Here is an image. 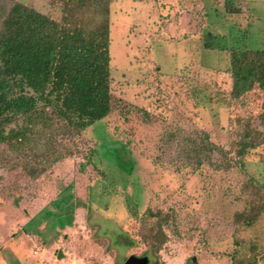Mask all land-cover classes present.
<instances>
[{"label":"rangeland","instance_id":"obj_1","mask_svg":"<svg viewBox=\"0 0 264 264\" xmlns=\"http://www.w3.org/2000/svg\"><path fill=\"white\" fill-rule=\"evenodd\" d=\"M16 1L57 13L0 0V22ZM110 22L111 114L37 179L0 147V264H264V211L237 232L233 216L264 184V142L235 155L247 126L261 140L264 91L230 107L228 73L231 50L264 49V0H113Z\"/></svg>","mask_w":264,"mask_h":264},{"label":"trees","instance_id":"obj_2","mask_svg":"<svg viewBox=\"0 0 264 264\" xmlns=\"http://www.w3.org/2000/svg\"><path fill=\"white\" fill-rule=\"evenodd\" d=\"M112 1L57 0L55 16L16 1L2 17L0 147L3 154L11 155L6 167L20 166L25 174L37 179L75 154V149L65 146L66 141L85 134L95 122L111 114ZM236 1L224 0V4L233 6ZM228 73L230 107L244 106L256 89L264 91V49L231 50ZM257 120L262 127L256 131L261 140L245 141L249 137L247 126L237 143L235 155L242 166L249 164L243 161L246 151H255L264 142V99ZM215 148L209 141H194L191 146L196 154ZM248 183L258 204L234 213L235 232L241 225L250 226L264 211V184L254 176ZM148 214L161 216L163 224L167 223L161 213ZM255 253L251 260L242 258L235 264H255Z\"/></svg>","mask_w":264,"mask_h":264},{"label":"water","instance_id":"obj_3","mask_svg":"<svg viewBox=\"0 0 264 264\" xmlns=\"http://www.w3.org/2000/svg\"><path fill=\"white\" fill-rule=\"evenodd\" d=\"M61 255V253H59ZM147 258H136L134 256H130L126 261L125 264H147Z\"/></svg>","mask_w":264,"mask_h":264}]
</instances>
